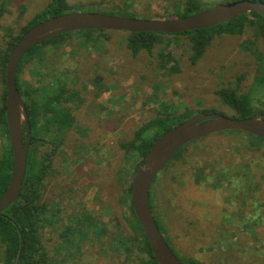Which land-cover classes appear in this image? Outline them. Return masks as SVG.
<instances>
[{
	"label": "rangeland",
	"instance_id": "rangeland-1",
	"mask_svg": "<svg viewBox=\"0 0 264 264\" xmlns=\"http://www.w3.org/2000/svg\"><path fill=\"white\" fill-rule=\"evenodd\" d=\"M177 1L178 5L175 3ZM199 1L202 7L210 8L212 5L234 0ZM186 2L187 0H68V12L94 11L111 14V11L124 10L130 17L171 18L172 13L174 18L176 15L173 13H182ZM0 3L6 5L0 18V46L5 47L10 39L9 35L18 34L38 12L47 8L50 0H0ZM91 32L93 35L90 39L81 30L71 34L69 32L62 40V44L66 43V46L61 49L49 44L45 47L49 52L44 55L46 58L43 63L35 57L28 59L29 53L24 54L22 77L38 87L42 76L32 70L43 66L42 73L53 69L43 78L46 83L52 84L55 81L54 74L58 72L61 73L58 81L63 85L73 79V82H68V86L81 90L80 94L86 96L82 102L78 98L74 100L73 111L85 124L92 126L96 122L99 125L97 130L102 133L103 141L108 143L105 150H110V145L119 141L120 136L122 140H126L133 136L134 130L161 114L172 116L189 110L192 114L218 112L229 116L243 115L222 99L219 94L221 90L250 99L252 111L245 115L264 113V39L255 37L251 27L247 26L240 34L216 35L196 61L192 58L193 44L188 36H181L182 40L175 41L173 35H162L163 39L153 50H141L134 54L127 44L129 32ZM245 40H251V43L244 44ZM71 48L78 50V54L70 55ZM170 48L174 58L167 65H160L163 57L161 53ZM56 59H61L62 62L58 64ZM176 66L178 69L173 71L172 68ZM105 68L102 71L105 79L95 83V89L91 86L88 90L87 85L95 82L94 75ZM1 89L0 86V94ZM97 102L100 110H97ZM58 106L62 108L61 104ZM209 136L185 146L190 148L187 156L176 161L178 171L192 174L185 178L183 199L170 186L175 181L174 171L165 173L163 183L159 179L160 175V183L153 182L151 190L155 196V207L159 205L158 212L162 214L172 210L175 213L174 216L168 213V217H165V220L168 218L169 222H165L170 227L172 237L166 236V240L185 264H264V140L250 137L240 130L222 131ZM61 141L58 144H47L48 148L54 146L70 151L67 148L69 142ZM225 147L231 156L222 155ZM62 154L59 151L54 161L61 172L57 171L51 176L52 182L44 194L48 200L54 197L60 200L62 196L67 199H63L65 203L61 214L66 209L70 212L75 200L79 198L77 193L72 195L69 189L74 186L72 180L78 184L79 176L66 175L63 169L65 165L58 158ZM138 158L137 161L140 160ZM222 158L229 159L226 162L232 163L228 167L231 172L227 178L224 181L212 180L214 177L204 179V173L212 175L224 165V162L214 161ZM112 173L114 172H110L108 179L104 174L97 178L96 181L102 188L98 184L94 185L79 204L84 202L85 208L93 210L97 218L110 221L112 228L116 229V220H111L112 214L106 208L109 203L115 207L117 214L120 212L119 197L115 191L117 179ZM214 181L218 188H215ZM254 183L257 186L252 190ZM193 187L196 188L191 191ZM96 193L100 199L95 200ZM66 221L70 222L68 218ZM120 221L123 222L122 219ZM56 225L57 231L43 235L45 247L50 254L54 253L51 248L63 240L60 233L62 224L57 222ZM127 228L125 224L124 229ZM71 252L75 256L68 255V250H65V254L59 253L60 256H69L62 257L63 264H131L129 255L131 257L136 253L121 250V253L113 255L108 247L92 239L83 242L81 251L72 248Z\"/></svg>",
	"mask_w": 264,
	"mask_h": 264
},
{
	"label": "trees",
	"instance_id": "trees-1",
	"mask_svg": "<svg viewBox=\"0 0 264 264\" xmlns=\"http://www.w3.org/2000/svg\"><path fill=\"white\" fill-rule=\"evenodd\" d=\"M175 3L178 5V1ZM68 7V0H50L47 8L38 12L28 24L21 28L18 34L9 35L10 39L7 46H0V86L2 87L0 94V197L10 183L13 170V152L7 123L8 90L6 82V63L9 53L28 29L51 16L70 11ZM180 7L181 3L179 4V8ZM5 9L6 5L0 3V18L5 12ZM183 9L182 13H173L176 15L175 17L187 16L207 9V7H202L199 0H187ZM111 12V14L115 15L130 16L126 14L124 10ZM170 17H173L172 13ZM223 25H225V27H221ZM247 26L254 30L255 37L260 36L264 39V16L253 11L242 14L230 22L220 23L204 29H195L180 33L129 32L127 44L130 50L134 54H137L141 50H153V47L163 39L161 37L162 35H173L175 36V41L182 40L180 39L181 36H188L193 44L192 58L196 61L204 54L206 47L210 45L211 40L216 35L240 34L243 33ZM219 27L221 28L219 29ZM81 31L87 33L86 38L88 39L93 35L91 32L93 30ZM103 33L105 32H102V34ZM68 34L69 32L63 33L38 43V45L35 44L26 52L29 53L28 59L35 57L40 63H43L46 58L44 55L49 52L45 47L49 46L51 43L54 44L56 48L66 46V43L62 44V40L66 37L65 35ZM245 43L250 44L251 40H245L244 44ZM171 53L172 48L168 49V51H163L161 53L163 57L159 64L162 66L167 65V62L174 58ZM24 56L18 67L17 82L21 94L23 95L24 93L29 95V100L26 98L25 103L32 128V143L29 150L27 174L24 180L23 190L19 198L0 216L1 263L14 264L20 245L22 244L18 264H63V256H75V254L71 252L72 248L76 249V251H81L83 242L92 239L100 241L105 247H108V250L110 249L113 255L118 252L121 253V250L133 254L136 252L134 256L131 257L129 253L127 254L129 258H131V264H159L152 252L145 230L133 208L131 197L133 178L140 163L146 158L152 144L166 131L196 114L190 113L189 110H184L183 113L178 115L174 114L172 116L170 114H161L157 118L152 119L148 123H144L138 129L134 130L133 136L128 137L126 140H122L119 135V141L111 144L110 150L108 148L105 150L106 147H108V143L103 141V135H101V132H98V128L94 129L93 125L85 124V122L79 119L74 111L71 110L70 105L64 103L61 96L63 91L60 89L63 84L43 83V78L48 76L51 70L44 73V75L41 74L43 66H40L41 68L38 67L37 70H32L35 74H40L42 76V79H40L41 84L38 87H34V85L30 84L22 77L23 67L25 65V63H23ZM262 59H264V56ZM177 69V66L172 68L173 71ZM60 77L61 73L56 76L57 79ZM65 90L67 92L68 102L69 100L74 101L78 98L77 94H72V91L67 87ZM219 94L236 112L243 114L241 116L233 115V117H249L245 115V113L252 111L253 105L250 99L245 96L239 97L236 94L230 93L228 90H221ZM60 104L62 108L58 106ZM78 106L79 103L76 104V108H78ZM247 134L250 137L253 136V138L264 140V136L253 135L251 133ZM208 137L210 136L208 135ZM208 137L205 136L194 141L206 139ZM61 140L65 143L69 142L67 148H69L70 151L64 148L59 149L54 146L48 148L47 144H58ZM194 141L180 148L165 168L156 175L154 181V183H160V181L163 183V179L166 176L165 173L174 171L175 181L171 182L170 186L172 190L173 188L175 189L173 190L175 193L181 194L180 197L182 199L184 198V192L182 191L185 185V178L192 174L178 171L176 169V161L187 156L186 153L190 148L187 149L185 146L191 145ZM59 151L63 153L62 156L58 158H60L61 162L65 165L63 169L66 175L69 177L70 175L79 176L77 178L78 184L72 180L74 186L69 188L71 189L70 192L72 195L77 193L76 196H79V198L75 200L72 210L68 212L69 209H66L63 214H61L65 203L63 199L67 201L65 197L62 196L60 200L55 197L52 200H48L44 197L49 183L52 182L51 176L57 171L58 173L61 172L58 170V167L54 165ZM223 154L231 156L226 147L223 148L222 155ZM138 157H140L139 161H137V159H139ZM228 160L229 159L226 158L214 160L215 163L224 162V165L212 175L204 173V179L207 180L214 177L212 180L222 179V181H224L231 172L228 171V167L232 166V163H228ZM211 170L213 169H209V171ZM257 171L256 174H259ZM110 172H114L112 175L114 174L117 179L115 191H117L119 197L120 212L117 214L115 207L109 203L106 204V208L108 212L112 214L111 220L113 218L116 220V229L112 228V223L110 221L105 222L103 218H97L93 214V210L91 211L90 208H85L83 205L84 202L83 204H79L84 200L86 194L94 185L98 184L102 188L101 184H99L96 179L102 174L108 179L110 177ZM243 172H245V168ZM158 175H160V181H158ZM214 183V185H216L215 181ZM259 184L260 182L257 183V185ZM257 185L254 183L253 186H251L252 190ZM195 188L196 187H193L191 191ZM215 188H218V186L216 185ZM97 193L95 194V200L100 199ZM72 195L70 197H72ZM150 197L156 222L161 232L164 233V238L167 239L170 237L172 239L170 227L166 223L169 221L168 218L165 220V217H168V213H170L171 216H174L175 213L172 210H169L168 213H159L157 210L159 205L155 207V196H153L152 190ZM66 218L70 220L69 223L66 221ZM120 219H122L123 222L120 221ZM57 222L62 224L60 233L63 235V240L60 244L51 248L54 250V253L50 254L48 251L49 249L45 247L46 244L43 240V235H46L48 232L53 233L57 231ZM125 224L128 226L127 229H124ZM168 244L170 245V243ZM65 250H68V255L60 256L59 253L65 254ZM75 264H78V262Z\"/></svg>",
	"mask_w": 264,
	"mask_h": 264
},
{
	"label": "water",
	"instance_id": "water-1",
	"mask_svg": "<svg viewBox=\"0 0 264 264\" xmlns=\"http://www.w3.org/2000/svg\"><path fill=\"white\" fill-rule=\"evenodd\" d=\"M253 11L264 16V0H234L174 18L130 17L104 12L73 11L51 16L28 29L9 53L6 63L7 123L13 152V170L10 183L0 197V216L19 198L27 174L32 128L25 100L18 87L17 73L19 64L29 48L60 34L79 30L180 33L230 22L242 14ZM230 130L264 136V113L244 118L218 112L193 115L162 134L140 163L133 178L132 203L159 264L185 263L170 247L156 222L150 197L156 175L184 145L210 134ZM21 246L22 244L14 264L19 263Z\"/></svg>",
	"mask_w": 264,
	"mask_h": 264
},
{
	"label": "flooded vegetation",
	"instance_id": "flooded-vegetation-1",
	"mask_svg": "<svg viewBox=\"0 0 264 264\" xmlns=\"http://www.w3.org/2000/svg\"><path fill=\"white\" fill-rule=\"evenodd\" d=\"M88 45H89V44H87V46H88ZM90 46L92 47V45H90ZM59 49H61V48H59ZM61 51L64 52V50H61ZM77 51H78V50H77ZM77 51H76L75 49H72V48H71V49H70V52H71L70 55H71L72 53H74V55H77V54H78ZM69 57L72 58V56H69ZM74 60H75V59H74ZM56 61H57L58 64H60V63L62 62L61 59H56ZM40 68H41V67H40ZM51 70H53V69H51ZM103 70H106V68H105V69H101L99 72H97V73L94 75L93 78H95V82L93 81V83H92L91 85H90V84L87 85V89H88V90L91 88V86H92L93 89H95V88H96V84H95V83H98L99 81L105 79L106 76H105V74L102 73ZM59 73H60V72L54 74V75H55V81L53 82V84L55 83L56 85H58V84L60 83V82L58 81V79L56 78V76H57ZM41 74L44 75V73H42V70H41ZM74 79H75V78H74ZM43 80H44V79H43ZM68 82H73V79H72L71 81H68ZM68 82H67L66 85H62V87H61L60 89L63 91L62 95H63L64 103H65V104H68V103H69L71 110H74V107H72L74 101H73V100H72V101L69 100V102H68V96H67V92H66L65 88L67 87L68 89H70V90L72 91V94H73V93H76L77 96H78V99H80L81 102L85 99L86 96H83L82 94H80V93H81V90H75V87H70V86H68ZM43 83H46V81L44 80ZM39 86H40V85H39ZM100 90H102V89H100ZM21 95H22V94H21ZM22 97H23L24 100H26V98L29 100V95H28V94H24V93H23ZM97 104H98V102H97ZM99 107H100V105L98 104V106H97V110H100ZM92 125H93L94 129H97L98 126H99L98 124H96V122H94Z\"/></svg>",
	"mask_w": 264,
	"mask_h": 264
}]
</instances>
